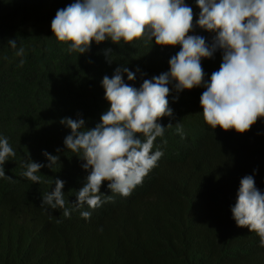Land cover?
I'll return each mask as SVG.
<instances>
[{
  "label": "trees",
  "instance_id": "obj_1",
  "mask_svg": "<svg viewBox=\"0 0 264 264\" xmlns=\"http://www.w3.org/2000/svg\"><path fill=\"white\" fill-rule=\"evenodd\" d=\"M73 2L0 0V137L15 152L0 178V264H264L259 236L238 227L231 211L244 176L254 175L264 192V118L244 134L212 129L202 115L203 86L178 93L175 81L168 85L173 114L158 123L172 126L152 150L164 155L129 197L111 193L105 181L102 199L112 195L113 200L96 209L85 205L66 218L63 209L41 207L42 195L61 179L66 207L73 209L90 171L65 147L71 130L60 120L82 118L85 128H94L110 107L101 84L105 75L127 67L136 78L129 81L124 73V82L139 88L143 80L169 71V59L181 47L157 46L154 38L118 44L108 39L93 42L84 54L70 53L69 43L53 35L51 21ZM185 3L194 13L189 35L211 44L214 33L195 26L196 0ZM10 39L17 41L16 49ZM21 46L25 55L17 57ZM221 61L219 50L202 58L206 82ZM57 149L59 161L40 169V183L22 175L29 158L47 164L42 153L57 155ZM81 211H90L91 218H82Z\"/></svg>",
  "mask_w": 264,
  "mask_h": 264
},
{
  "label": "clouds",
  "instance_id": "obj_2",
  "mask_svg": "<svg viewBox=\"0 0 264 264\" xmlns=\"http://www.w3.org/2000/svg\"><path fill=\"white\" fill-rule=\"evenodd\" d=\"M196 4L200 13L195 26L214 33L211 44L203 36L189 35L194 30V13L185 0H75L57 10L51 31L59 42L69 43L70 53L84 54L93 42L108 39L118 44L140 38L152 42L154 38L157 46L181 47L169 59V71L143 80L139 88L124 82V73L129 81L136 78L127 67L116 68L111 77L105 75L101 84L110 107L94 128H85L82 118L60 120L71 130L64 139L65 147L85 161L82 168L90 171L76 191L73 209L66 207L62 191L65 182L61 179H55L54 190L42 195L41 207L63 209L64 217L70 218L73 210L85 205L96 209L113 200L112 195L102 199L100 189L105 181L111 193L122 197H129L142 185L164 155L160 149L152 150L154 141L172 126L158 123L173 114L167 99L172 81L178 93L205 88L200 105L203 119L212 129L244 134L264 118V0H196ZM8 45L16 49L17 41L10 39ZM218 50L222 61L206 82L201 60L212 58ZM110 52L105 50L106 55ZM15 55L23 57L25 49L19 47ZM24 63L21 59L19 66ZM176 125L183 138L182 126ZM57 153H42L47 164L29 158L22 175L40 183L37 173L44 167L51 169L59 161L60 149ZM14 156L8 139L0 137V178L6 177L3 166ZM231 211L236 225L255 232L264 248V192L256 187L254 175L240 180ZM80 215L89 220L92 213L81 211Z\"/></svg>",
  "mask_w": 264,
  "mask_h": 264
}]
</instances>
